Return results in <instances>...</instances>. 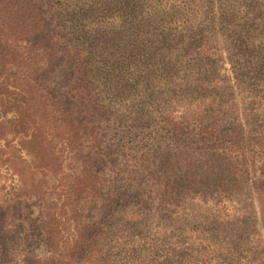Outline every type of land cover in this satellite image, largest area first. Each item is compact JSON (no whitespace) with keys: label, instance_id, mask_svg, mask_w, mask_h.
<instances>
[{"label":"trees","instance_id":"16d2710c","mask_svg":"<svg viewBox=\"0 0 264 264\" xmlns=\"http://www.w3.org/2000/svg\"><path fill=\"white\" fill-rule=\"evenodd\" d=\"M143 1L0 0V264H143L139 237L134 249L108 257L109 231L120 229L114 217L131 195L149 204L161 180L163 198L209 184L213 196L264 197V47L259 66L235 72L232 85L195 72L194 89L213 85L227 100L220 108L209 96L194 101L177 91L178 64L198 55L213 63V25L224 23L228 38L232 15L215 23L216 0H157L147 15L138 12ZM173 8L193 24L158 32ZM253 30L245 23L238 45L251 47ZM143 39L147 51H131ZM29 104L30 127L19 120Z\"/></svg>","mask_w":264,"mask_h":264},{"label":"rangeland","instance_id":"374dc122","mask_svg":"<svg viewBox=\"0 0 264 264\" xmlns=\"http://www.w3.org/2000/svg\"><path fill=\"white\" fill-rule=\"evenodd\" d=\"M143 2L145 4L141 10L138 9V12H144L147 15L152 12L157 4V0H144ZM165 2L166 0H163L160 6H164ZM213 9L217 19L215 23L221 19L225 11L231 14L232 16L229 15L226 21H229V18L234 21L233 25H237L234 28L235 31L228 38H225V36H220L222 32L221 26L224 23L213 25L212 29L217 39L216 46L219 50L218 54L212 57L214 62H208L205 55L184 58L178 64L177 70H179L180 76L184 80L181 87L177 88V91L182 93L189 92L194 101L205 100L206 102V98L209 96L213 98L212 100H215L220 108V106H224L227 100L225 92L222 91L223 89H213V85L210 88L201 87L200 84L199 86L197 84L194 89L195 78L193 74L198 71L206 81L209 79L208 76H214L223 81H229L227 84L232 85L234 84L232 78L235 72L242 74L245 70H248L245 68L249 64L259 66L263 52L261 48L264 47V30H259L260 25L264 22L262 21L264 19V13L262 12L264 11V0H216ZM171 12L172 23L167 24L166 20L165 22H160L158 32L164 26H166V30L168 27L177 28V30L172 29L177 32L182 25H190L194 22L192 17L186 16L185 19H182L184 21V24H182V20L176 19L178 15L175 13H178V11L173 8ZM159 14V16L164 17L163 13L159 12ZM155 15L157 14L152 13L150 16ZM227 22L225 28L227 27ZM245 23L253 26L254 29L253 32H250L248 40L252 44L251 47L238 45L241 43L238 40V34ZM146 45L145 39H143L138 43L136 49L132 48L133 46L136 47L135 43L130 45V49L133 52L136 51V53L142 52V49L147 51L145 50ZM156 47H162V45H156ZM250 50H254V53L250 54ZM185 51L186 47H184ZM145 59L146 61L149 60L146 57ZM125 70H122L120 76L116 77L117 81L122 80L121 84H119L121 86L120 90H125L124 76L127 74ZM115 76L112 77V82ZM212 90L214 91L212 92ZM240 91L242 92V88ZM246 92L249 91L245 90L243 93L245 97L249 95ZM115 99L119 100L120 98L116 97ZM235 103L239 107L241 106L240 94L239 97L237 96ZM26 108L24 107L25 113L19 120L21 123L26 122L30 127L31 125L33 126L31 115L34 112V108L33 106L31 108L30 104ZM1 111H3V105L0 97ZM225 120H228V118ZM13 123H6L7 127L11 128ZM30 132L31 129L28 130V134ZM23 134L24 132L22 131L21 137ZM28 134L26 133V137ZM24 144L28 146V142ZM41 154L42 163L40 166H43L45 164V155L44 153ZM185 159L187 160V154L182 152L178 164H182L183 170L188 168L186 164L185 166L183 165V160ZM195 167L196 165L194 164L189 171L194 172ZM194 179L192 178L191 181H194ZM2 180H5V176H2ZM194 186L198 185L194 184ZM165 187L166 182L162 180L160 188L157 186L153 187L152 192L148 193L151 195L149 204L145 200L143 201V198L140 199V196L137 198L131 195L124 209L114 217L113 225L117 224L120 229L109 231L110 234L115 235L111 244L106 248L108 257L115 259L123 256L125 250L133 248L132 238L139 237L142 238L139 241L141 248L137 244L134 247L139 251L137 255L141 253L142 260H144L143 264H264L263 196H258L256 192L252 194L253 196L237 195L229 198L222 195L213 196L208 187L204 186L200 190L197 187L190 188L188 185L187 190L180 186V189L185 191L181 192V195L176 190L172 194L169 193L166 198H163ZM199 191L203 195H196ZM239 210H247L250 213L243 214V217H241L236 213ZM31 211L33 212L32 216L36 217L38 209L32 207ZM127 212L134 213V218L137 220H130V216L126 214ZM223 214L234 216L233 220H227L223 217ZM0 235L4 236L2 233Z\"/></svg>","mask_w":264,"mask_h":264}]
</instances>
